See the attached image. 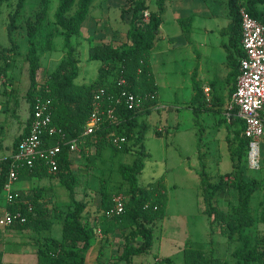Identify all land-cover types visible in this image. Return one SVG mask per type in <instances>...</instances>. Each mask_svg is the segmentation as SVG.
<instances>
[{"label":"trees","instance_id":"1","mask_svg":"<svg viewBox=\"0 0 264 264\" xmlns=\"http://www.w3.org/2000/svg\"><path fill=\"white\" fill-rule=\"evenodd\" d=\"M25 1L18 0L17 8L11 14L8 24V36L12 45L0 49V112L7 111L10 99L17 95L13 71L17 63L19 44L14 35L20 27L17 18ZM129 1L132 14L126 33L127 40L118 46L111 43H94L89 48V58L100 60L103 64L99 69V76L91 83L77 82L80 58L72 39L81 33L94 0H60L54 19L51 21L52 28L45 33L43 46L38 44L37 37L49 15L51 0H41L43 6L37 13L36 19H28L26 22L29 47L25 60L29 64L30 83L25 97L29 103V118L24 131L13 141V153L0 160V198L9 171L14 167L18 172L17 180H28L33 177L58 179L69 191L71 201L66 208L59 205L49 206L46 195L51 189L46 185H40L26 196H14L8 202V212L12 215L21 213L26 221L15 220L6 228L32 229L37 234L36 264H86L87 252L92 245L91 231L94 227L85 218L88 201L76 198L80 175L74 170V153L69 152L68 142L72 139L78 140L80 152L88 158L89 164H95L107 146L124 153L136 151L137 157L133 163L119 165L121 181L117 188L112 189L107 182H104L97 189L100 194L98 209L102 218L95 228L100 229L106 241L109 240V236L117 232L121 233L124 239L123 250L117 262L136 264V256L149 253L154 244L158 222L166 216L168 192L165 176H161L147 186L139 184V174L144 168L143 157L147 155L144 145L149 128L147 119L159 107V86L151 58L153 48L159 39L166 0H156L157 9L151 11H148L150 7L148 0ZM4 2L5 0H0V7ZM228 3L231 21L224 28V32L230 34V45L239 57L234 59L232 55L229 56L232 67L229 75L233 78L231 88L233 94L244 49L240 4L238 0H228ZM245 5L250 13L264 24V9L261 8L264 0H246ZM146 11L149 12L148 15ZM178 22L187 40L193 43V16L180 17ZM58 35L64 38V55L56 68L40 80L38 75L42 52L53 49L54 39ZM197 71L196 67L194 76ZM110 76H113L112 82H108ZM102 86H107V94L112 95V99L107 103H112L116 108L118 120L113 121L110 117L104 116L93 134H85V126L94 107V95ZM193 88L195 93L192 102L198 104L194 106L193 111L198 114L202 109L214 110L215 105H212L213 102L207 98L204 88H200L196 81ZM127 93H133L141 98L139 108L129 107ZM204 101H209L211 107L205 106ZM39 103H48L52 123L58 129L55 134H45L43 137L44 147L54 146L57 143L62 146L56 171L49 170L47 160L44 158H37L32 164L15 158L20 142L29 133L32 117ZM228 121L235 125L226 136L233 163L231 171L218 176L209 172L204 158L206 154L199 148L198 174L205 205L204 212L211 220V235L219 232L228 238L236 236L241 241V245L232 251L235 264H264V233L253 237L246 232L247 228L253 227L256 223L251 203L254 193L264 190V182L247 176L249 168L247 151L250 140L245 135L243 120L232 114ZM112 133L126 138L122 147L113 142ZM155 133L161 136L163 132L157 128ZM93 149L95 151L92 153ZM262 165H264V155ZM232 189L237 191V203L230 210L220 208L215 203V196L228 193ZM118 194L124 195V209L120 214L108 217L107 212L114 206V198ZM262 203L263 209L258 219L264 224V196ZM56 219L62 223L60 238L46 234L52 230ZM4 241L5 229L0 227V243ZM161 261L172 263L169 257ZM226 263V259L215 256L213 252L192 246L184 248V264Z\"/></svg>","mask_w":264,"mask_h":264},{"label":"rangeland","instance_id":"2","mask_svg":"<svg viewBox=\"0 0 264 264\" xmlns=\"http://www.w3.org/2000/svg\"><path fill=\"white\" fill-rule=\"evenodd\" d=\"M207 2L205 0H184L180 1L178 8H173L174 10L169 7L161 26V34H168L175 48L166 58H161L163 57L161 52L164 47H167L168 39L159 41L154 48L155 59L161 61L162 68L160 69L164 70L166 75L160 76L161 81H166V85L162 84L161 87L164 104L153 111L147 119L149 128L144 141L147 155L143 157L144 168L139 174V184L147 186L164 175L167 184L168 206L166 216L158 222L151 251L145 255L136 256V264H184V248L187 246L213 252L215 256L226 259V264H234L235 259L232 257V251L241 245V241L236 236L228 238L219 232L211 235V220L204 212L205 205L198 174L200 169L199 148L201 152H205L204 158L207 162V169L212 174L218 176L220 173H226L233 168L226 141L228 132L235 128V125L227 122L229 120L227 110L233 84V78L229 75L232 71L229 56L232 55L234 59H239L235 49L230 45V34L222 30L223 26L226 25L227 6L224 7L215 1L207 0ZM17 3L18 0H5L0 7V49L12 45L8 36V24L11 14L17 8ZM59 3L60 0H51L50 2L49 15L37 37L39 45H44L45 33L52 28L53 23L51 21L54 19ZM148 3L150 5L148 11L156 9V0H148ZM42 6L41 0H26L17 18L20 25L14 35L19 44V53L16 55L17 65L14 70L17 95L10 99L4 128H0V133H3L5 137L0 140V158L12 153L13 141L21 133L24 127L23 121L26 120L25 114L28 108L25 94L30 82L29 64L25 60V54L29 47L26 22L28 19L35 20ZM208 6H210L211 11L216 12L215 16L208 18L201 14V11ZM261 8L264 9V5ZM175 10L181 13L178 15L193 14L195 16L193 36L196 42L193 46L196 48L198 58L192 57V50L182 47L184 41L186 42V37L175 19ZM131 14L132 7L129 0H94L81 33L72 39L80 58V75L77 78L79 83L95 81L99 76V69L103 65L102 61L89 58L91 44L111 43L118 46L124 43L127 40L126 33ZM206 27L211 30L207 31ZM53 46V49L42 52L41 68L38 75L40 80L52 72L62 59L64 55L63 36H56ZM164 60L166 61L164 62ZM203 62L206 67L217 73L216 95L220 96L222 106L215 105L214 110L202 109L196 114L193 108L198 104H193L191 99L195 93L194 81L200 88H204L205 79L201 77L200 71H197L196 76H187V72ZM225 68H229V72L224 77L221 72ZM112 81L113 76H110L108 82ZM204 105L211 107L209 101H204ZM13 115H18V117L14 118ZM157 128L163 132L161 136L155 133ZM94 151L95 149L92 150V153ZM262 151L264 155V145ZM136 157L135 150L124 153L117 151L112 146H107L95 164H89L88 158L81 154L80 150L74 153V170L80 175V183L76 188V198L88 201L85 218L91 219H88L87 222L94 229H96L97 222L102 218L98 209L100 194L97 189L104 182H107L112 189L117 188L121 181L119 165L121 163L131 164ZM247 176L264 182V165L255 170L248 168ZM13 185L15 188L23 189L27 182L17 180ZM36 185L51 187V190L47 192L48 195H46L51 206L59 204L63 208L68 207L70 202L69 191L65 186L58 183V179L38 178L34 180L32 186ZM7 195L8 191L4 189L0 198L1 205L8 203ZM54 196H56L55 201H52L51 198ZM263 196L264 190L255 192L251 203L256 223L253 227L247 228L246 232L253 237L264 233V224L258 219L263 209ZM215 203L222 209L230 210L237 203V191L232 189L228 193L217 194ZM46 234L58 238L62 237V223L59 219L55 220L52 230ZM20 236L23 237V235ZM9 237L10 240L14 239V237ZM108 238L109 240L106 241L104 235L100 237L103 245H101V250L98 249L90 255V262L96 264L95 261L98 256V264H125L117 262L124 246L121 233L117 232ZM16 240L20 242L23 238ZM9 245V249L14 248L15 250L34 247L31 244L25 245L17 242H11ZM1 257L0 254V263ZM11 257L16 263L36 261V255L31 258L18 253L11 255ZM166 257L171 258L172 263L165 261L162 263L161 260ZM16 263L12 262V264Z\"/></svg>","mask_w":264,"mask_h":264},{"label":"built area","instance_id":"3","mask_svg":"<svg viewBox=\"0 0 264 264\" xmlns=\"http://www.w3.org/2000/svg\"><path fill=\"white\" fill-rule=\"evenodd\" d=\"M246 0H238L240 4V18L242 28V45L244 55L240 59L239 76L236 83V89L232 94L228 105L227 117L235 114L243 120L246 137L249 138L247 151L248 167L255 170L260 169L263 164V138H264V24L254 17L247 6ZM146 11V15H148ZM107 86L100 87L94 95V107L90 119L85 126V134H93L103 117H110L111 120H118L115 107L112 103H107L112 99V95L107 94ZM127 102L130 108H139L141 98L133 93H127ZM107 103V104H106ZM235 110V111H234ZM57 127L52 123V116L48 103H39L33 114L29 133L20 142L19 148L15 154L17 160H22L32 164L37 158L47 160L50 171L58 169V155L62 151V146L57 143L54 146L44 147L43 137L45 134H55ZM113 142L122 147L126 142L124 136L112 133ZM69 152L76 153L80 150L77 139L68 142ZM18 172L12 167L9 171L5 190L8 191L7 199L10 202L14 196L19 194L12 189L17 181ZM115 204L107 212V216L120 214L124 209V195L118 194L115 198ZM15 220L21 222L26 218L21 214L12 215L9 212L0 216V227H8Z\"/></svg>","mask_w":264,"mask_h":264},{"label":"crops","instance_id":"4","mask_svg":"<svg viewBox=\"0 0 264 264\" xmlns=\"http://www.w3.org/2000/svg\"><path fill=\"white\" fill-rule=\"evenodd\" d=\"M180 1H184V0H166L165 11H164V14H163V23H164V19H165L164 16L167 13L169 7H171L172 9L173 8L174 9L175 8H178V4H179ZM205 1L207 2V0H205ZM210 1H212V2L215 1L216 3H220L224 7L227 6L228 15H227V19H226V25H224L223 26V29H222L224 31V28H226V26L231 21V17H230L231 15H229L230 13H229V3H228V0H210ZM156 9H157V7H156ZM156 9H153V10H156ZM204 9L201 11V14H203L205 17L210 18V17H213V16L216 15L215 14L216 13L215 11L214 12L211 11L210 6L206 7L205 10ZM178 14H181V13L179 11H176L175 19L177 20V23L178 24H179L178 19L180 17L190 16V15L193 16V22H192V40H193V43L189 42L187 40V38H186V42L184 41L182 47L183 48H187L190 51L192 50V57L198 58L197 57L198 55H196V48L193 46V44L196 42L195 39H194V36H193V34H194V26L193 25H194L195 20H196L195 19V16L193 14H188V15H178ZM163 23L161 24V26L163 25ZM179 26H180V24H179ZM206 30L207 31H210L211 29L208 28V27H206ZM181 31H182V28H181ZM182 33H183V31H182ZM183 35H184V33H183ZM58 36H60V35H58ZM167 39H168L167 42L169 44L167 43V47H164L163 48V50L161 52V54L163 55V57H161V58H166V56H168L170 54L171 50H173L175 48V46L173 45L171 39L168 37V34H161V27H160L159 39L156 42L154 48L156 47V45H157V43L159 41H161V40L166 41ZM53 48H54V46H53ZM154 48H153V51H152V58L151 59H152V66H153L154 74H155V77H156V81H157L158 86H159V105H158L159 107L158 108H160V106L164 104L163 103V100H162V98H163V92H162V88L161 87H162V84H164V86L166 85V81H161L160 80L161 79L160 76H166V75H165V71L164 70L162 71L160 69V68H162L161 67V63H160L161 61L159 62V61H156V59H155ZM165 61L166 60H164V62ZM16 65H17V63H16ZM16 65L14 66V70H15ZM195 68H196V66H194L193 68H191V70H189L187 72V76H192L193 73H194ZM197 70L200 71L201 77L203 79H205L204 91L206 93L207 98L211 102H213L212 104L217 105V106H222V100H221L220 96L216 95V92H217V86H216V78H217L216 76H217V73L214 70H212L211 68L206 67V65H205L204 62L202 64L201 63L199 64V66L197 67ZM28 72H29V70H28ZM228 72H229V68L228 69L225 68V69H223V71L221 72V74L225 77L228 74ZM13 74H14V71H13ZM79 75H80V71H79ZM192 97H193V95L191 96V99H192ZM231 97H232V93H231ZM26 102H27V108H28V110L26 111V114H25L26 115V120L23 121L24 122V127H23L21 133L24 131V128L26 127V124H27V120L29 118V103H28L27 99H26ZM170 106H172V105H170ZM7 107H10V106H7ZM8 111H9V109H7V111L0 112V128L1 129L4 128L3 125L5 124V120L7 119V113H8ZM227 113H228V111H227ZM13 117L14 118H17L18 115H13ZM227 122H229V121H227ZM4 138H5L4 137V134L3 133H0V140H3ZM211 145H212V143H211ZM12 153H13V150H12ZM11 154H9V155H11ZM9 155H7V156H9ZM1 159L2 158H0V160ZM220 174H223V173H220ZM35 179H38V178L37 177H33L32 179L23 180V181L27 182V185L25 187H23V189L15 188V187H13L14 185L12 186V189L14 191H16L19 195L26 196L36 186H40V185H36L34 187L32 186ZM28 182L29 183L31 182V183L29 184ZM58 183L61 184L59 181H58ZM54 192H55V190H54ZM55 198H56V196L52 197L51 200L52 201H55ZM47 201L49 202V206H51L50 205V200L47 199ZM70 203H71V201L69 202V204ZM7 204H8L7 202L4 203V204L2 203V205L0 203V216L1 217L8 213ZM55 205H59V204H55ZM86 215L87 214L85 213V216ZM88 219L86 218V221H88ZM89 220H91V219H89ZM4 228H6V227H4ZM91 232H92V245H91L90 249L87 252L86 264H92L90 262V260H89L90 255L94 251H96L98 249L101 250V245H103L102 242H101L102 240H100V237L103 236V233L100 231V229L99 228H96V229L92 230ZM20 235H23V237H21ZM9 236H11L12 238L14 237V239L13 240L8 239V238H10ZM18 238H23V240L19 242L18 240H16ZM36 238H37V234L32 229L6 228L5 229V241L3 243H0V245H1V247H0V254L2 256L1 257V263L0 264H12V262L16 263V261H13L14 258H12L11 255H15V254H18V253L19 254L22 253L26 257H31V258H33L36 255V261L35 262H32V263H16V264H36V262H37V254H36L37 241H36ZM95 239H97V240H95ZM11 242H17V243L25 244V245L31 244V245H34V247H30L28 249H24L23 248V250H21V249H16L15 250L14 248L9 249V246H10L9 244ZM3 248H5L4 251H2ZM95 263L96 264L99 263L98 256H97V259H96Z\"/></svg>","mask_w":264,"mask_h":264}]
</instances>
